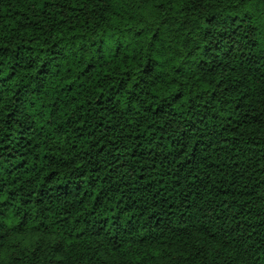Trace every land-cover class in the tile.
Returning a JSON list of instances; mask_svg holds the SVG:
<instances>
[{
  "label": "trees",
  "instance_id": "1",
  "mask_svg": "<svg viewBox=\"0 0 264 264\" xmlns=\"http://www.w3.org/2000/svg\"><path fill=\"white\" fill-rule=\"evenodd\" d=\"M0 264H264V0H0Z\"/></svg>",
  "mask_w": 264,
  "mask_h": 264
}]
</instances>
